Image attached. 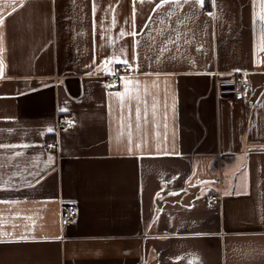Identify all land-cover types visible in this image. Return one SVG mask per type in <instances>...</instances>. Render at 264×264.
Returning <instances> with one entry per match:
<instances>
[{"label": "crops", "instance_id": "crops-1", "mask_svg": "<svg viewBox=\"0 0 264 264\" xmlns=\"http://www.w3.org/2000/svg\"><path fill=\"white\" fill-rule=\"evenodd\" d=\"M260 16L261 0H0V264H264ZM231 78L243 99L218 94Z\"/></svg>", "mask_w": 264, "mask_h": 264}, {"label": "built area", "instance_id": "built-area-1", "mask_svg": "<svg viewBox=\"0 0 264 264\" xmlns=\"http://www.w3.org/2000/svg\"><path fill=\"white\" fill-rule=\"evenodd\" d=\"M106 82L111 87H117L120 85V81L117 75L108 77ZM217 89L219 95L222 96L230 95V96H234L237 99H243L245 96V91L248 89V82L243 78H231L227 80L222 79V80H218ZM75 122L76 119L74 117H68L60 121V126L72 127L75 124ZM46 147L51 148L53 147V144L52 143L46 144ZM210 198L212 200L217 201L219 199V195L213 194L212 196H210ZM77 213H78V209L75 203L66 204L61 211V216L59 219L61 224L67 225L70 222H72L76 218Z\"/></svg>", "mask_w": 264, "mask_h": 264}, {"label": "snow or ice", "instance_id": "snow-or-ice-1", "mask_svg": "<svg viewBox=\"0 0 264 264\" xmlns=\"http://www.w3.org/2000/svg\"><path fill=\"white\" fill-rule=\"evenodd\" d=\"M135 2H136V0H133V5H135ZM167 2H168V0H163V3H167ZM184 2L187 3L188 0H184ZM255 2H256V0H253V4H255ZM201 3L203 4L204 3V0H201ZM207 3H208L209 6H212L213 0H207ZM161 6L162 5L158 4L157 5V8H159ZM261 8H264V0H261ZM14 11H15V9H14ZM255 19H256V14L254 12V14H253V22L254 23H255ZM260 19L261 20H264V16H260ZM2 23H3V20L0 19V24H2ZM132 34L135 35V33H132ZM121 35H123V33H121ZM115 63H124L125 65L128 64V62L126 60L125 61H122V62L121 61H115ZM0 76H3L2 69H0ZM137 114H139V109H137ZM49 131H51V129H49ZM37 182H39V181H37ZM157 195H159V194H157Z\"/></svg>", "mask_w": 264, "mask_h": 264}]
</instances>
